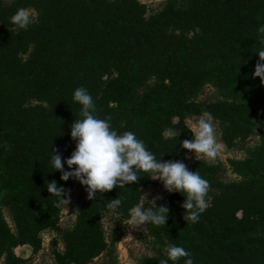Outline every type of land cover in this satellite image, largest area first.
I'll return each mask as SVG.
<instances>
[{
  "label": "trees",
  "instance_id": "1",
  "mask_svg": "<svg viewBox=\"0 0 264 264\" xmlns=\"http://www.w3.org/2000/svg\"><path fill=\"white\" fill-rule=\"evenodd\" d=\"M19 8L36 12L27 30L10 22ZM259 24L264 0H188L186 7L169 4L154 14L141 0H13L7 6L0 0V261L24 264L17 249L27 246L36 254L42 233L58 230L63 205L48 193L47 182L55 180L67 194L79 185L76 223L64 233V249L54 251V264H90L100 256L109 246L102 223L111 212L108 200L120 199L116 209L126 218L154 182L140 172L136 182L90 200L85 186L62 181L51 169V151L63 164L75 149L70 125L81 106L72 93L84 87L94 114L110 118L118 134L134 132L156 159L180 160L209 183L207 208L197 222L184 219L185 197L172 192L161 204L168 208L165 225L147 224L152 236L182 246L194 264H264V127L251 156L228 159L237 181L220 177V161L187 164L180 146L192 138L187 115L202 112L220 122L228 148L251 134L264 111V84L252 76ZM209 82L221 99L194 100ZM166 129L175 135L167 137ZM160 259L167 256H147L140 264Z\"/></svg>",
  "mask_w": 264,
  "mask_h": 264
},
{
  "label": "clouds",
  "instance_id": "2",
  "mask_svg": "<svg viewBox=\"0 0 264 264\" xmlns=\"http://www.w3.org/2000/svg\"><path fill=\"white\" fill-rule=\"evenodd\" d=\"M10 22L19 30H27L33 17L25 9L19 8L10 17ZM256 32L260 50L256 52L259 60L252 76L259 77L264 84V24H259ZM72 100L81 106L80 118H76L70 125V137L75 141V149L64 159L63 164L59 152L51 151L49 158L51 169L60 171L62 181L70 178L78 181L85 186L87 198L95 200L98 198L97 193L102 194L114 187L123 188L136 182L141 177L138 173H147L146 176L162 182L169 193L178 192L185 197L181 207L185 210L186 221L195 223L199 220L200 214L207 208L206 195L209 191L208 181L199 172L190 171L180 160L156 159L143 140L138 139L132 131L118 134L112 128L110 118H99L94 114L95 104L86 88H75ZM186 127L191 130L192 138L183 140L181 148L189 150L196 159L202 155L214 160L219 144L211 113L202 112ZM64 165H67V170ZM46 186L48 193L59 204L68 203L67 199L62 198L67 196L65 188L58 187L55 180L47 182ZM120 204V199L115 198L108 200L105 207L113 211ZM129 213L130 221L135 226L165 225L168 218V208L164 205L157 207L155 200L148 201L143 207L138 203L130 208ZM165 250L167 259H160L159 264H169V261L177 264L181 258H184L183 264H194L191 253L182 246L169 244Z\"/></svg>",
  "mask_w": 264,
  "mask_h": 264
},
{
  "label": "rangeland",
  "instance_id": "3",
  "mask_svg": "<svg viewBox=\"0 0 264 264\" xmlns=\"http://www.w3.org/2000/svg\"><path fill=\"white\" fill-rule=\"evenodd\" d=\"M149 7V13L154 14L162 10L166 5L174 4L178 7H186L188 0H141ZM13 0H3L5 6L11 4ZM29 15L36 17V12L32 9H26ZM191 34V33H190ZM155 84V79L150 80L146 85L140 88L135 96L138 101L145 93L147 88ZM221 99L214 86L209 82L204 88L194 97L198 101H214ZM199 115H187L186 123L190 124ZM255 125L251 134L247 138L237 139L234 146L228 148L221 140L220 122L213 118L217 143L219 144L218 153L214 160H209L202 155L197 159L208 163L221 162L219 171L220 177L225 181L241 180V177L233 172L228 164L229 158L242 159L252 155L253 151L260 145V131L264 127V111H260L254 119ZM176 131L166 129L165 135L172 137ZM186 163L196 160L193 153L186 150ZM79 185H75L67 194V204H63V209L60 214L59 228L56 231H44L42 233L43 247L34 254L30 247H20L17 249V254L25 258L24 264H54V251L56 249H64V233L73 228L76 223V212L78 202ZM170 193L164 188L163 183L154 180V182L142 189L141 206L148 201L155 200L156 206H160ZM145 196V198H144ZM209 195H206V201H209ZM146 200V201H145ZM184 202V201H183ZM183 213L185 210L182 208ZM4 215L15 230V224L12 219L10 210L7 207L3 208ZM105 236L108 241V248L100 256L95 258L90 264H140L147 256H167L165 246L169 245L168 239L163 236L156 238L151 235L148 225L135 226L130 221V215L124 218L121 213L115 209L106 213L102 219ZM0 264H5L4 258Z\"/></svg>",
  "mask_w": 264,
  "mask_h": 264
}]
</instances>
